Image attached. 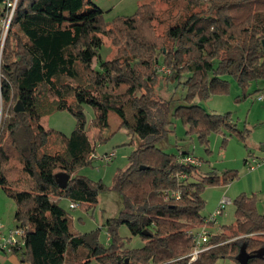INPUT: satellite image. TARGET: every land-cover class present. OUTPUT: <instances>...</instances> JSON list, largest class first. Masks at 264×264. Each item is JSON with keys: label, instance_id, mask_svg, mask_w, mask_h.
Here are the masks:
<instances>
[{"label": "trees", "instance_id": "trees-1", "mask_svg": "<svg viewBox=\"0 0 264 264\" xmlns=\"http://www.w3.org/2000/svg\"><path fill=\"white\" fill-rule=\"evenodd\" d=\"M209 2L197 11L198 0H154L109 25L93 0H19L0 61V107L7 113L0 129V187L16 205L17 225L27 227L24 246L11 249L23 261L215 264L228 258L240 264L242 247L250 254L264 247V213L257 210L254 196L242 193L233 201L238 215L229 232H214L212 247L195 261L182 257L194 246L188 229L205 222V186L221 178L179 162L158 144L172 131L173 116L202 142L223 128L245 137L229 113H210L194 99L227 92L226 75L244 88L242 98L249 96L248 85L264 86V0ZM103 45L110 48L105 58ZM159 62L171 68L170 75L153 70ZM185 72L191 74L184 81L188 93L173 108L172 98L155 89L162 82L181 81ZM18 102L22 111H16ZM84 104L95 109L90 125ZM58 110L76 118L70 136L45 121ZM110 112L121 118L136 147L127 167L114 176L112 188L122 195L123 208L104 224L109 234L105 246L99 241L101 227L71 231L60 200L77 201L89 210L108 189L79 170L92 162L89 156L98 141H106ZM58 173L71 176L66 188L58 185ZM237 174L222 179L228 182ZM175 192L179 198L172 196ZM120 225L144 245L127 246ZM248 264H264V257H251Z\"/></svg>", "mask_w": 264, "mask_h": 264}, {"label": "rangeland", "instance_id": "rangeland-1", "mask_svg": "<svg viewBox=\"0 0 264 264\" xmlns=\"http://www.w3.org/2000/svg\"><path fill=\"white\" fill-rule=\"evenodd\" d=\"M151 1L154 0H93L105 11L103 18L105 23L109 25L118 18L135 15L141 5ZM198 1L200 2L199 6L194 7L197 11L208 8L210 0ZM157 4L162 8H167L162 1H158ZM161 31L159 29V32ZM2 51L0 42V61ZM109 51L110 48L103 45L101 55L105 58ZM163 67L168 68L170 72L161 71ZM153 70L157 71L161 77L171 74V68L162 62L154 64ZM190 75V72H185L181 81L173 79L159 83L155 91L163 98H172V107L174 108L185 102L188 89L184 81ZM224 77L228 83L227 92L214 94L207 99L195 97L194 102L210 113H229L238 130L245 133V137L223 128L221 131L212 132L208 142H202L196 133L188 132L187 127L179 117L173 116L171 118L172 131L158 144L165 152L175 155H178L179 148L189 151L201 160L200 171L202 174L210 173L220 176L221 181L219 183L207 184L203 192L205 207L202 214L204 216H210L223 197L231 199V203L226 205L224 214L220 215L218 222L210 227L213 233H228L229 225L235 224L238 214L233 201L242 193L254 196L257 210L264 213V101L256 100L257 86L255 83L247 86L249 96L242 98L244 88L232 75ZM83 108L87 117V125H90L95 117V109L89 104H84ZM6 116L7 113L3 112L1 106L0 129L3 127L2 119ZM108 120L109 126L105 130L106 141H98L95 152L103 154L115 151V158L110 163L93 159L90 164L79 170L80 174L86 175L94 181H103L108 189L99 195L98 203L89 210H84L79 202L77 208H70L71 201L68 198L64 197L60 200V205L68 212L71 219V231L82 234L96 231L101 227L99 241L105 246L109 244V234L104 224L108 218L117 216L123 208L122 195L112 188L114 176L119 170L127 167L128 157L136 147L135 141L130 143L132 137L128 134V130L121 126V118L118 114L110 112ZM45 121L51 129L67 136H70L76 128V118L68 110L55 111L46 117ZM251 165L256 167L250 169ZM236 171L238 174L235 178H229L228 182L223 181L224 175L230 176L232 172ZM0 191L2 194L4 193L1 187ZM15 208L14 201L9 200L5 204L0 199V217L4 222L10 220L8 225L10 228L17 226L13 217ZM10 228H6V230ZM118 232L127 241V246L139 248L144 245L143 239L140 236H133L126 225H120ZM73 261L76 259L74 258ZM75 263L79 262L76 261ZM215 264L236 263L234 260L226 258L217 260Z\"/></svg>", "mask_w": 264, "mask_h": 264}, {"label": "built area", "instance_id": "built-area-1", "mask_svg": "<svg viewBox=\"0 0 264 264\" xmlns=\"http://www.w3.org/2000/svg\"><path fill=\"white\" fill-rule=\"evenodd\" d=\"M19 0H4L2 7L3 12L0 16V24H1V36H0V42H1V51L5 42V39L7 37V33L9 31L11 22L13 20V17L15 15L17 6H18ZM167 70V72H170V70L166 67H163L161 71ZM256 100L257 101H264V86L261 87L259 90L256 91ZM116 156L115 151L105 152L103 154H98L97 152L91 153L89 156L90 160L98 159L100 161H103L105 163H110L113 161V159ZM177 160L179 162L184 163H190L195 166L201 165V160L190 153H183L180 152L177 155ZM256 166L251 165L250 169H254ZM172 196L179 198L180 193L175 192L172 193ZM231 203V199L227 197H223L220 200V204L216 208V210L210 215L205 218V222L202 225L191 227L187 232L189 235H191L194 246L192 250L185 256L182 257H189L190 262L195 261L199 255L208 250L212 247V244H210V238L213 232L211 231L210 227L218 222V217L220 215L224 214L226 205ZM79 206L77 201H71L70 202V208H77ZM26 226H15L14 228L7 229L5 228V224L3 223L1 217H0V249H12L13 247L17 246H24L25 244V238H26Z\"/></svg>", "mask_w": 264, "mask_h": 264}, {"label": "crops", "instance_id": "crops-1", "mask_svg": "<svg viewBox=\"0 0 264 264\" xmlns=\"http://www.w3.org/2000/svg\"><path fill=\"white\" fill-rule=\"evenodd\" d=\"M180 152L190 153L189 151H186L184 149L179 148L178 154ZM190 154H192V153H190ZM0 192H1L0 193V199H1L2 202H5V204H7V202H9V200H12L10 197L7 196V194L4 192V190H3V192H4L3 194H2V191H0ZM14 212H15V210H14ZM14 212H13V217H14ZM206 217L207 216H205V218ZM7 221L6 222L3 221L4 224H5V227L6 228H10V227H8V225L10 223V220H7ZM16 224H18L17 221H16ZM11 228H13V227H11ZM0 264H30V263L26 262V261H23L22 257L20 256V254L16 253V252H13L11 249H0Z\"/></svg>", "mask_w": 264, "mask_h": 264}, {"label": "water", "instance_id": "water-1", "mask_svg": "<svg viewBox=\"0 0 264 264\" xmlns=\"http://www.w3.org/2000/svg\"><path fill=\"white\" fill-rule=\"evenodd\" d=\"M16 111H22L23 107L20 102L17 103ZM264 149V146H263ZM141 168H144V166H141ZM71 176L67 173H58L56 175L57 183L61 188H66L68 185V182L70 180ZM144 234H147L145 231ZM251 257H264V247L260 248L257 252L254 254H250L247 252L245 247H242L238 256L237 260L240 264H248V261Z\"/></svg>", "mask_w": 264, "mask_h": 264}]
</instances>
